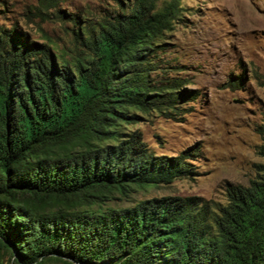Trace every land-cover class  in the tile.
Here are the masks:
<instances>
[{"label":"trees","instance_id":"trees-1","mask_svg":"<svg viewBox=\"0 0 264 264\" xmlns=\"http://www.w3.org/2000/svg\"><path fill=\"white\" fill-rule=\"evenodd\" d=\"M127 3L84 13L83 24L59 10L72 25L63 46L0 25V250L12 264H264V165L248 186L228 185L225 203L101 207L197 175L190 151L157 155L124 131L140 114L177 116L195 98L180 81L152 79L181 0ZM257 132L264 158V123Z\"/></svg>","mask_w":264,"mask_h":264},{"label":"rangeland","instance_id":"rangeland-1","mask_svg":"<svg viewBox=\"0 0 264 264\" xmlns=\"http://www.w3.org/2000/svg\"><path fill=\"white\" fill-rule=\"evenodd\" d=\"M47 1L0 0V25H17L35 41L51 39L63 46L72 39V25L56 16L59 10L78 15L83 24L84 13L111 15L119 5H128L127 0H63L58 8L45 9ZM181 7L158 50L152 79L180 81L195 98L182 101L177 116L140 114L124 131L140 133L157 155L190 151L197 175L139 189L129 197L116 195L105 200L104 209L165 197L225 203L228 185L248 186L262 171L263 139L257 130L264 123V0H181ZM0 263L12 264L13 258L0 250Z\"/></svg>","mask_w":264,"mask_h":264}]
</instances>
